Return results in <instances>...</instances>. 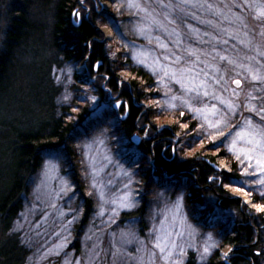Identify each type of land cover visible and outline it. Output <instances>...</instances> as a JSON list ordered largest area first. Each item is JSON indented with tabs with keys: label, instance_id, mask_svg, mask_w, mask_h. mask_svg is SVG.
<instances>
[{
	"label": "rangeland",
	"instance_id": "obj_1",
	"mask_svg": "<svg viewBox=\"0 0 264 264\" xmlns=\"http://www.w3.org/2000/svg\"><path fill=\"white\" fill-rule=\"evenodd\" d=\"M151 2L157 13L170 11V18L183 17L184 23L177 29L176 24H167L161 15L159 19L167 25V31L151 30V38L160 37V42L168 43L169 48L173 47L170 41L175 36L168 33L179 30L183 34L191 27L199 30L197 38L209 41L199 44L195 40L190 41L201 49L211 50L215 43L218 51L227 48L226 54L232 56H257L258 52H264V35L261 34L264 33V22L254 19L260 11H264V0H200L215 8L209 10L206 7L186 6L187 16L179 9H160L156 0ZM162 2L175 5L178 0ZM79 3L75 15L79 16L80 21L85 19L95 27L98 40L105 45L107 55L115 65L114 71H120L116 74L122 78L120 81L128 80L131 70L141 71L150 80L141 89L144 99L138 104L149 111V118L148 122L143 123L140 117L138 132L130 136L125 134L121 127L123 106L117 107L121 98L105 88L106 80L100 84L107 93L106 98L97 97V77L105 76L99 70L101 64L93 65V71L88 70L86 62H58L51 66L50 57L53 55L48 49L38 50L35 58H26V62L17 69L0 107L1 144H11L13 130H36L53 107L59 116L62 113L71 115L67 118L70 120L80 111H85L86 117L83 128L78 130L73 140V150L78 156L75 172L79 175L77 181L80 183L76 185L72 181L74 169H71L63 151H47L43 154L38 171L28 182L29 193L24 197L23 208L10 231L16 239V246L22 251L17 254V259L22 256L21 264H137L131 257L143 255L144 252L136 250L145 246L151 248L157 237L173 252L183 249L184 254L180 257L182 262L189 254L196 255L201 263L209 260L217 251L220 256L228 255L229 247L222 246L223 240L218 236L221 224L218 222L216 225V212L211 210L209 215H205L206 218H202V214L206 213L204 207H193L187 203L186 195L193 187V180L169 179L165 186H160V174L152 167L155 161L140 146L164 127L176 124L179 132L176 133L173 155L181 161L198 162L205 157L222 154L225 160L218 158L213 164L227 173L230 172V166L235 164L240 170V178L235 182L219 176L215 183L222 185L221 191L225 195L239 199L256 213L261 211H258L256 204L251 203L250 196L264 197V184L259 183L260 179H264V174L244 175L253 169L247 167L246 161H238L228 150L231 138L216 136L204 117L196 112L198 107L216 103L211 96L201 104L194 103L192 110L179 101L171 100L172 96H180L182 92L179 85L166 80L159 82V77L153 74L152 60L161 53L157 41L152 39L150 44L148 35L133 30V25L143 14L133 15L134 10L126 7V0H83V3L80 0ZM226 4L230 11L225 7ZM232 4L240 7H233ZM232 8L239 10L242 15L233 16ZM217 10L221 14H215ZM208 20L217 27L200 22ZM72 21L74 24L78 22L76 16L73 15ZM218 29L234 33L235 39ZM205 32L208 35H204ZM221 37L228 39L227 45L218 43ZM208 59L207 67L199 65L197 69L204 68L208 73V91H215L217 96L230 97L231 91L224 92L216 80L223 75L227 87L235 89L232 80L241 78L235 73L241 72L242 76L247 74L226 62ZM257 59L264 63V57ZM215 66H219L221 71H214ZM238 91L241 95L237 103L242 104L246 102L248 92L264 95V84L250 82V78L241 79V89ZM253 103L259 104L260 101ZM240 111L243 116L238 113L232 118L233 123H242L244 116L252 115L243 108ZM212 119L214 117H208V120ZM191 124L194 130L185 133ZM6 162L7 156L0 158V190L8 182ZM255 171L259 173L260 170ZM80 191L93 204L86 223H82L84 208ZM206 196L205 206L214 207L211 202H215V197ZM178 199L180 207L177 209L174 205ZM127 233H134L139 241H143V245H122L121 240L112 243L115 237L120 238ZM4 239L0 236V246ZM16 242L10 241L6 246L14 248ZM172 245L178 247L172 248ZM156 264H164V261L157 259Z\"/></svg>",
	"mask_w": 264,
	"mask_h": 264
},
{
	"label": "trees",
	"instance_id": "obj_2",
	"mask_svg": "<svg viewBox=\"0 0 264 264\" xmlns=\"http://www.w3.org/2000/svg\"><path fill=\"white\" fill-rule=\"evenodd\" d=\"M79 2L80 0H0V107L20 65L26 62L27 57H37L35 53H38V50L48 49L54 56L50 57L51 66L58 62L80 64L85 61L88 70L93 71V65L102 62L99 70L105 74L103 78L106 76L108 78L97 77V82L99 81L95 86L97 97L106 98L107 93L100 86L106 80L105 88L126 100L128 115L121 127L125 134L130 136L141 124L140 117L143 123L149 118L145 108L139 107L138 104L144 99L140 93L141 89L146 87L150 80L141 71L131 70L130 78L120 81L122 78L116 75L120 71H114L115 65L110 61L105 45L98 40V32L91 22L82 19L79 27L74 26L72 17L78 12ZM232 9L233 16L242 15L239 10ZM85 115V111H80L70 120L67 118L71 115L62 113L59 116L53 107L47 113L46 120L36 130H13L11 144L0 143V158L7 156L5 171L8 177L6 186L0 190V236L5 238L3 245L0 246V264L22 263V256L17 259V254L22 251L16 246V239L10 231L23 208L24 197L29 193L28 182L38 171L43 154L47 151H63L71 169H74L72 181L76 185L80 183L77 181L79 175L75 172L78 167V156L73 150V140L78 130L83 128ZM167 127L168 129L164 131L166 136L170 135V131H179L176 124ZM193 130L194 125L191 124L185 133ZM167 145L169 148L165 147ZM155 146L158 151L156 157H152L155 159L153 167L164 171L167 177L177 178L176 180L180 178L195 180L197 186H193L186 195L187 203L193 207H204L206 213L202 214V218H206L205 215H209L211 210L216 212V225L218 222L221 224L218 236L223 240L222 246L231 249L226 259L220 257L217 251L209 260L201 263L196 255L189 254L184 257L183 264H264V211L256 213L239 199L225 195L221 191L222 185H207L208 177L214 172L211 165L181 161L175 155L172 159L170 142ZM140 147L151 156L147 147ZM162 148H166L165 153H162ZM218 158L224 159L222 154L210 157L213 163ZM239 172V168L232 164L230 172L224 171L221 177L226 181L237 182L240 178ZM159 174L158 184L163 187L168 180ZM204 187L208 188L205 193ZM80 192L82 194L80 201L84 208L82 223H86L93 204L89 197ZM206 195L215 197V202H211L214 207L205 206ZM250 197L252 204L264 208V197ZM10 241L16 242L14 248L6 246ZM75 246L77 247L76 244Z\"/></svg>",
	"mask_w": 264,
	"mask_h": 264
},
{
	"label": "snow or ice",
	"instance_id": "obj_3",
	"mask_svg": "<svg viewBox=\"0 0 264 264\" xmlns=\"http://www.w3.org/2000/svg\"><path fill=\"white\" fill-rule=\"evenodd\" d=\"M83 3V0H81ZM159 8L162 10L179 9L184 13V16L189 15L185 11V7L191 8H207L212 10L215 8L212 4H203L200 0H178L173 4L163 3L162 0H156ZM233 7H240L238 4H232ZM126 7L129 10H134L133 15H140V19L133 25V30L139 34H146L150 37L149 43H152V39L157 41V47L161 49V53L157 58L152 60L153 74L159 77V82L168 81L171 84H177L181 88L182 95L172 96V101H179L181 105L186 106L189 110H192L194 103L201 104L203 101L211 96L216 103L205 105L204 107L196 108V112L204 117L208 123V127L214 131L216 136H224L226 139L231 138V144L228 150L235 155L238 161H246L247 167L253 169L251 173L245 172L244 175H260L264 174V95H253L252 92L246 94V102L237 103L241 92V79L250 78V82L255 84H264V63H262L257 57H264V52H258L257 56H244L240 57L232 56L228 53L227 48H223L222 51L216 49V44H212L211 50L201 49L193 46L190 41L195 40L196 44L201 42L209 43V41H203L202 38H197L199 32L198 29L188 28L186 33H181L179 30H173L169 35H174L175 39L170 41L173 45L169 48L168 43H161L160 37L151 38V30L154 28L158 31H167V25L159 19L163 15L167 24H176L177 29L184 23L183 17L170 18L171 12L164 11L157 13L152 6L151 0H126ZM229 8V5H225ZM231 9L229 8V11ZM217 15L221 14L220 10H217ZM239 19V18H237ZM254 19L264 22V11H260ZM207 25L216 28V25L212 24V21H200ZM246 26V24H245ZM225 35H229V38L235 39V34H229L227 29H218ZM264 35V33H261ZM204 35H208L207 32ZM215 40V38H213ZM221 45H227L228 39H221L218 41ZM212 61L219 60L220 62H226L230 66L242 69L246 76H242L241 72H236L237 79H233L232 83L236 85L235 89H229L227 87V80L223 75L219 76L216 83L221 85L224 92L231 91V96L225 98L223 95L217 96L215 91L211 93L208 91L207 77L208 73L204 71V68H199V65H209V59ZM244 61H247L245 63ZM144 63L143 60L140 61ZM214 71L220 72L219 66L214 67ZM203 77V78H202ZM259 92L260 89H257ZM167 95V93H165ZM259 100L260 103H253V101ZM175 107V104L172 105ZM117 107H121L117 104ZM243 108L244 111L251 113V116H244L242 123H233L232 118L238 113L243 116L240 111ZM183 115V112L180 113ZM212 116L214 119L208 120V117ZM258 118V119H257ZM225 129H228L225 132ZM175 151V149H173ZM253 161L255 164L253 165ZM259 169V173L255 171ZM260 184H264V179L259 180ZM264 195V193H262ZM127 206V205H124ZM175 208H179V199L174 205ZM258 211H264L257 205ZM122 245H128L133 243H139L143 245V241H139L138 237L134 233L122 234ZM178 246L172 245V248ZM143 255L131 257L137 261V264H156L157 259H162L164 264H183L180 259L183 256V249L173 252L171 249L164 246L160 239L157 237L156 242L151 245V248L144 247L138 248L136 251L141 252ZM114 257L116 254H113Z\"/></svg>",
	"mask_w": 264,
	"mask_h": 264
},
{
	"label": "flooded vegetation",
	"instance_id": "obj_4",
	"mask_svg": "<svg viewBox=\"0 0 264 264\" xmlns=\"http://www.w3.org/2000/svg\"><path fill=\"white\" fill-rule=\"evenodd\" d=\"M121 85H119V87H120ZM118 98V97H117ZM120 98V97H119ZM121 101H120V104H121V106H123V110H124V113L126 114V115H128V104H127V102H126V100L124 99V98H121L120 99ZM145 112L148 114V116H149V112L147 111V110H145ZM126 117V116H125ZM147 122H148V120H147ZM146 123V122H145ZM166 129H168V127L166 126V127H164L162 130H160V131H158V133H157V135H152V139L151 140H149V141H143V147H147L148 148V150L150 151V153H151V156L152 157H156V151H158V148L155 146V145H161V144H167V142H170L171 143V147H170V152H171V154H172V159L174 158V155L173 154H175L174 153V151H173V149H175L176 148V142H175V137H176V133H178V132H173V131H170V135L169 136H166V135H164L165 133H164V131L166 130ZM138 130V129H137ZM135 131V132H138V131ZM134 132V133H135ZM151 136V135H150ZM169 145H167V146H165L166 148H169L168 147ZM166 148H162V153H165V149ZM225 159V158H224ZM155 160V159H154ZM210 160V161H209ZM167 161H170V160H167ZM197 164H202V163H204V164H207V165H211L212 167H213V170H214V172L211 174V176H209L208 177V183L209 184H207V185H217V186H220L219 185V183L217 182V183H215V181L217 180H219L218 178H219V176H221V173H223L224 171L222 170V169H220L219 167H217L215 164H213V161H211V159L210 158H204V159H200L198 162H196ZM215 163V162H214ZM222 178V177H221ZM224 179V178H223ZM193 180V179H192ZM225 180V179H224ZM198 188H202V187H198ZM208 188H210V190L211 191H213V189L211 188V187H209L208 186ZM208 188H206V189H208ZM203 189H205V187L203 188Z\"/></svg>",
	"mask_w": 264,
	"mask_h": 264
},
{
	"label": "bare ground",
	"instance_id": "obj_5",
	"mask_svg": "<svg viewBox=\"0 0 264 264\" xmlns=\"http://www.w3.org/2000/svg\"><path fill=\"white\" fill-rule=\"evenodd\" d=\"M120 240H121V236H120V238H119V236H118V238L115 237L114 240H112V243L115 244L116 242H118Z\"/></svg>",
	"mask_w": 264,
	"mask_h": 264
},
{
	"label": "water",
	"instance_id": "obj_6",
	"mask_svg": "<svg viewBox=\"0 0 264 264\" xmlns=\"http://www.w3.org/2000/svg\"><path fill=\"white\" fill-rule=\"evenodd\" d=\"M78 18H79V16H77V20H78V22H77L76 24H74L75 27H79V25H80V20H79Z\"/></svg>",
	"mask_w": 264,
	"mask_h": 264
}]
</instances>
